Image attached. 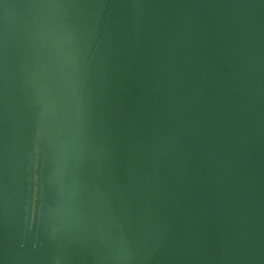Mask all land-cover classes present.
Wrapping results in <instances>:
<instances>
[{
	"label": "water",
	"instance_id": "95a60500",
	"mask_svg": "<svg viewBox=\"0 0 264 264\" xmlns=\"http://www.w3.org/2000/svg\"><path fill=\"white\" fill-rule=\"evenodd\" d=\"M0 264H264V0H0Z\"/></svg>",
	"mask_w": 264,
	"mask_h": 264
}]
</instances>
